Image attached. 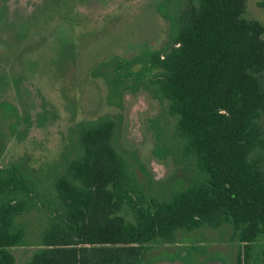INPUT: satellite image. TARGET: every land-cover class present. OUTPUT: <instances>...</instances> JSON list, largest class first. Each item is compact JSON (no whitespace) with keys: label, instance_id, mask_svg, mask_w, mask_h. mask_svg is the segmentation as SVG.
<instances>
[{"label":"trees","instance_id":"1","mask_svg":"<svg viewBox=\"0 0 264 264\" xmlns=\"http://www.w3.org/2000/svg\"><path fill=\"white\" fill-rule=\"evenodd\" d=\"M179 1L171 41L143 71L175 119L191 181L146 196L115 143L116 121L78 127L79 153L53 180L57 203L37 246L16 220L39 206L43 184L0 170V264H17L15 254L26 264H142L152 243L224 226L236 264H249L259 242L264 264V22L247 17L248 0Z\"/></svg>","mask_w":264,"mask_h":264},{"label":"rangeland","instance_id":"2","mask_svg":"<svg viewBox=\"0 0 264 264\" xmlns=\"http://www.w3.org/2000/svg\"><path fill=\"white\" fill-rule=\"evenodd\" d=\"M262 1L248 0V18L264 22ZM182 7L179 0H0V170L17 168L43 184L39 206L16 220L28 232L25 244H39L49 204L57 203L53 180L78 155L83 125L116 121L115 143L146 196L191 181L175 119L143 71L147 54L168 46ZM119 66L133 77L123 78ZM231 236L226 226L179 232L174 243L150 244L142 264H236ZM262 244L249 264H262ZM15 256L17 264L30 260Z\"/></svg>","mask_w":264,"mask_h":264}]
</instances>
